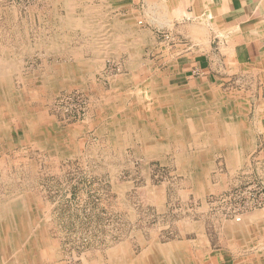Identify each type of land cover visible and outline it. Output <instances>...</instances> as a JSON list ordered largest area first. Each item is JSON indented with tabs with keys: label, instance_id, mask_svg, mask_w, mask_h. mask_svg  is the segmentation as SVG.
<instances>
[{
	"label": "rangeland",
	"instance_id": "obj_1",
	"mask_svg": "<svg viewBox=\"0 0 264 264\" xmlns=\"http://www.w3.org/2000/svg\"><path fill=\"white\" fill-rule=\"evenodd\" d=\"M75 1L71 6L68 0H0V74L12 103L29 115L27 123L9 122L6 135L0 133V202L16 196L20 204L19 213L5 205L3 223L9 228L1 233L12 240L0 244V264H16L5 252L17 248L25 255L22 264L126 263L159 244L176 246L175 264L264 259V210L252 211L261 221L254 228L246 217L251 212L238 224L224 220L211 205L255 171L251 163L234 174L224 161L229 148L219 143V116L232 110L236 99L231 81L189 90L196 95L181 140L175 139L171 123L187 118L168 117V108L157 116L163 102L171 101L156 97L179 88L169 83V75H163L168 85L159 81L163 68L156 56L159 48L171 46L160 35L138 59L113 52L101 68L82 73L80 84L55 83L56 67L39 66L52 58L44 53L45 45L56 40V46L66 47L59 55L78 52L90 58L94 49H103V43H91V34L105 20L114 21L94 10L98 5L90 0ZM26 35L37 40V47H27ZM243 108L226 116L240 130L248 124ZM152 151L158 155L149 156ZM14 234L26 237L17 241Z\"/></svg>",
	"mask_w": 264,
	"mask_h": 264
},
{
	"label": "crops",
	"instance_id": "obj_2",
	"mask_svg": "<svg viewBox=\"0 0 264 264\" xmlns=\"http://www.w3.org/2000/svg\"><path fill=\"white\" fill-rule=\"evenodd\" d=\"M90 4H97L98 8L94 10H102L101 14L105 19L106 16L109 19L114 17V21L105 20L104 27L91 34L95 38L91 43H103V49H94L96 54L84 59L76 47V54L72 52L71 55L65 54L63 57L66 47L56 46V40L53 41L56 44L52 45L49 40L44 53H50L48 56L52 58L50 61H42L39 66L41 70L56 67L53 72L55 83L80 84L82 73L90 74L101 68L102 59L113 52L132 53L136 56L135 59H138V55L149 45L156 46L161 32L167 33L172 39L171 43L167 42L171 46L167 47V50L159 48L156 56L158 65L163 68L159 81L161 79V84L168 85V80L166 83L163 75H169V83L172 81L179 88L178 92H168V98L166 95H158L156 100L166 97L167 102H190L196 95L189 91L193 87L202 91L209 86H222L231 81L235 89L233 94L236 95L233 107L237 112L244 106L248 124L242 130L239 129L240 143L231 148L226 146L229 150L224 161L231 165V168H235L230 169L234 174L239 172L242 166L251 163L257 167L256 162H251L254 157L264 162V0H90ZM137 20L142 23L137 25L139 29L135 24ZM32 37L26 35L27 47H37V40L31 39ZM111 40L114 41L112 44L109 42ZM129 46L132 49H129ZM160 47L162 48V43ZM110 48L116 50L112 51ZM80 60H86V64L81 66ZM68 69L71 70L70 73ZM115 95L121 97L120 92H115ZM197 95L201 100H205L203 93ZM99 101L101 105V98ZM173 102H163L157 115L164 116L162 112L164 108H168V117L176 118L173 114L176 111L172 108ZM114 106L109 104V107ZM181 106L182 104L180 109ZM170 111L173 115H170ZM179 112L181 111L178 110ZM186 120L183 124L180 120L178 124L170 122L174 126L172 131L175 139L178 136V140H181L180 134L189 129ZM146 144L151 148L153 146L151 141ZM254 212L246 217H251L249 215L255 214ZM251 222L254 228H258L261 221ZM221 261L222 257L212 258L211 264H220Z\"/></svg>",
	"mask_w": 264,
	"mask_h": 264
},
{
	"label": "bare ground",
	"instance_id": "obj_3",
	"mask_svg": "<svg viewBox=\"0 0 264 264\" xmlns=\"http://www.w3.org/2000/svg\"><path fill=\"white\" fill-rule=\"evenodd\" d=\"M69 1V4L72 6L74 5L76 2L75 0H68ZM154 8V7H153ZM87 11V10H86ZM92 11V10H90ZM89 12H86V13H90ZM93 12V11H92ZM150 12V11H149ZM91 14V13H90ZM163 15V14H162ZM165 16V15H163ZM104 17V16H103ZM90 21H91V18L87 17ZM163 18V17H162ZM167 19V18H166ZM162 20V19H161ZM88 21V20H87ZM96 26V25H95ZM86 27L85 30H88L90 27L91 28V25L89 26H85L84 25V28ZM65 29V28H64ZM93 31V30H92ZM95 33V32H94ZM90 34V33H89ZM116 35V34H115ZM118 36V35H117ZM120 37V36H119ZM98 38V37H97ZM100 38V37H99ZM111 42V44L114 42L113 40L109 41ZM120 42V41H119ZM94 43V42H93ZM88 44V43H87ZM54 45V44H52ZM64 45V44H63ZM49 46V45H48ZM115 46V45H114ZM47 47V46H46ZM95 48V47H94ZM49 49V48H48ZM89 50V49H88ZM127 52V51H126ZM125 53V52H124ZM74 55V54H73ZM74 57V56H73ZM76 57V56H75ZM129 57V56H128ZM130 57L131 54H130ZM134 58V57H133ZM98 60V59H97ZM95 61V60H94ZM99 61V60H98ZM130 61V60H129ZM136 61V60H135ZM94 63V62H93ZM131 64V62H130ZM15 65V64H14ZM85 65V64H84ZM16 66V65H15ZM4 67H2L1 69H3ZM14 69V68H13ZM69 72V70H67ZM70 73V72H69ZM2 74H0V133L3 134V135H6V133L8 132L6 129L7 125L9 122H14L15 120H19L22 121L23 123L26 122L27 123V118H29V115H25V111L24 110H17V106H15L14 103H12V98L13 100L14 97L12 96V93L11 91H9L10 89L8 88H4V85H6V78H2L1 76ZM65 75V74H64ZM66 78V76H65ZM4 91L5 92V95H3L1 92ZM173 94V93H171ZM175 94V93H174ZM166 95V94H165ZM167 97V96H166ZM173 98V96H171ZM159 98V97H158ZM21 99V98H20ZM177 99V98H176ZM175 99V100H176ZM174 101V100H173ZM172 101V102H173ZM180 101V100H179ZM179 101H175L173 102V106L172 108L175 111L174 115H181L179 117H183L187 118L186 121H191V115L188 114L189 111L192 110V105L190 104L189 100L188 102L187 101H183L181 102L182 106H181V109H180V102ZM182 101V100H181ZM21 102V100H20ZM170 102V103H172ZM229 103V102H228ZM222 106H223V103H222ZM146 107V105H145ZM169 107V106H168ZM198 108V107H197ZM195 109V107H194ZM236 109V108H235ZM235 109L233 108L232 110L231 109H228L225 111L223 110L221 112V116H219V123L217 124V129L220 134V146L223 147V148H226L227 147H232V146H235L237 145L239 142V125H236L235 123L233 124V121L230 122L229 120H227L226 116L230 113H232V115L234 116L236 111ZM178 110L181 111L178 113ZM196 111V110H195ZM209 112V111H208ZM190 113V112H189ZM201 113V112H200ZM212 113V112H211ZM164 115V114H163ZM173 115V114H172ZM202 115V114H201ZM28 116V117H27ZM143 116V115H142ZM159 117H162L161 114L157 115ZM188 116V117H187ZM237 117V116H236ZM173 118V117H171ZM183 119V118H182ZM195 119V118H194ZM178 120V119H177ZM198 120V119H197ZM130 121V120H129ZM182 121V120H180ZM162 122H164L165 124V121L162 120ZM184 122V120H183ZM196 122V121H195ZM193 123V122H192ZM197 123V122H196ZM136 124V123H135ZM13 125V124H12ZM28 125V124H27ZM181 125V124H180ZM133 126V125H132ZM182 127V126H181ZM140 128V127H139ZM9 129V128H8ZM187 129V128H186ZM113 130V128H112ZM141 130V129H140ZM144 130V129H143ZM141 130V133L142 131ZM163 131V130H162ZM129 132V131H127ZM147 132V131H146ZM10 133V132H9ZM130 133V132H129ZM145 133V132H144ZM184 133V132H183ZM186 133V132H185ZM188 133V132H187ZM186 133V134H187ZM123 134V133H122ZM22 135V134H21ZM128 135V134H127ZM146 135V134H145ZM137 136V135H136ZM201 136V135H200ZM129 137H130V134H129ZM189 137V136H188ZM187 137V138H188ZM149 138V137H148ZM193 138V137H192ZM216 138V137H215ZM189 139V138H188ZM186 140V139H185ZM188 141V140H187ZM17 142V141H16ZM147 143V141H146ZM47 148V147H46ZM162 148V147H160ZM147 149V148H146ZM162 150V149H160ZM231 151V150H230ZM161 153L159 152L158 150V154ZM158 154H156V151H153V152H150V155L149 156H157ZM147 156V157H149ZM23 159V158H22ZM17 160V159H16ZM15 161V160H14ZM19 198L16 197V196H10L7 198V201H3L2 203L0 202V244L1 243H11L10 241L12 240L11 237H7V235H4L3 233L7 234V229L9 228V226L6 225V223H3L6 221L7 217L6 215L4 214L6 211V203L7 205H9L13 211H15V213H19V211L17 210V208L19 207ZM261 213V212H260ZM20 215V214H19ZM259 215V214H258ZM257 214H254L253 216L251 215L250 219L251 220H258L259 216ZM244 217V216H243ZM242 217V219H243ZM20 218V217H19ZM22 220V218H20ZM241 219V221H242ZM240 221V222H241ZM240 222H235V223H240ZM3 223V224H1ZM232 225L233 229L234 228V224ZM242 226V225H241ZM230 226H228L227 228L228 229H231L229 228ZM236 227V226H235ZM9 231V230H8ZM3 232V233H1ZM3 235V236H2ZM15 237H17V241H19V239H21L20 237L24 238L26 237L25 235L24 236H20L19 234H14ZM14 238V237H13ZM15 239V238H14ZM16 240V239H15ZM20 243V242H19ZM21 244V243H20ZM19 244V245H20ZM192 244V243H191ZM162 246V244H159V245H154L152 247H149V248H144L142 253L138 256V258L133 261V262H126V263H117V264H175V250H176V246H174V244H167L165 245L164 247H159V246ZM186 247V246H185ZM26 248V247H25ZM48 251V250H47ZM49 252V251H48ZM51 252V251H50ZM6 255H8L9 259H13L15 261L16 264H22V258L24 257V261H25V255H23V253L21 252V250H19L18 248L17 249H14L13 251H7L5 252ZM178 254V253H177ZM180 256V255H179ZM181 258V257H180ZM192 258V257H191ZM182 261V260H181ZM26 262V261H25ZM110 264V263H109ZM243 264V263H241ZM245 264V263H244ZM249 264V263H247ZM252 264H264V259H258L254 262H252Z\"/></svg>",
	"mask_w": 264,
	"mask_h": 264
},
{
	"label": "built area",
	"instance_id": "obj_4",
	"mask_svg": "<svg viewBox=\"0 0 264 264\" xmlns=\"http://www.w3.org/2000/svg\"><path fill=\"white\" fill-rule=\"evenodd\" d=\"M159 35L166 43H171L169 34ZM252 162H256L257 165L254 174L249 175L244 183L229 189L211 203L217 208L216 213L224 220L240 222L247 213L264 209V162L257 157H254Z\"/></svg>",
	"mask_w": 264,
	"mask_h": 264
}]
</instances>
